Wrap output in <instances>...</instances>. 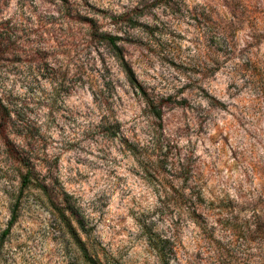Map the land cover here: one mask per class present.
<instances>
[{
  "label": "rangeland",
  "instance_id": "obj_1",
  "mask_svg": "<svg viewBox=\"0 0 264 264\" xmlns=\"http://www.w3.org/2000/svg\"><path fill=\"white\" fill-rule=\"evenodd\" d=\"M0 99V264H264V0H0Z\"/></svg>",
  "mask_w": 264,
  "mask_h": 264
},
{
  "label": "trees",
  "instance_id": "obj_2",
  "mask_svg": "<svg viewBox=\"0 0 264 264\" xmlns=\"http://www.w3.org/2000/svg\"><path fill=\"white\" fill-rule=\"evenodd\" d=\"M137 9L136 7H132L130 10H126L120 14H118L117 16H113L112 21L113 23H117L119 25H123V24H129L130 25V17L132 15H137V13L135 12ZM93 37H98L101 38L102 40H104L107 44L111 45L113 52L116 56L117 59H119V65L122 69V71L124 72V74L126 75V77L128 78L130 84L132 85V87H138L139 91L141 92L143 97H146L147 94L145 93L144 90H142L141 86L137 83L136 79H135V74L133 71V68L129 65V63L125 60L124 56L122 53L118 54V45L116 43L117 40V36H112L110 34H106V33H98L97 30H94L92 32ZM98 35V36H97ZM235 62H233L234 64ZM213 70H217L221 64L219 62H214L213 63ZM243 66H248L247 63L245 62L243 64ZM242 69V68H241ZM103 88H105V85L103 86ZM217 101V100H216ZM148 103V106H150V103ZM11 121V117H10V113L8 111V109L6 108V106L3 104V102L0 99V137L2 139V141L5 144V151L7 153L8 158L15 163H24L21 155L19 154V152L16 150L15 146L12 144V142L9 140L8 136H7V128L9 125V122ZM161 149V146L160 148ZM26 180H22V184H25ZM174 199V198H173ZM178 198H176L177 200ZM15 218L14 213H12V216L8 222V227L6 229V231L9 229V226L12 224L13 219ZM77 245L80 246V240L77 239L76 241ZM86 258L87 261L89 262V264H102L100 262V260L98 258H93L92 256H88L86 254Z\"/></svg>",
  "mask_w": 264,
  "mask_h": 264
}]
</instances>
